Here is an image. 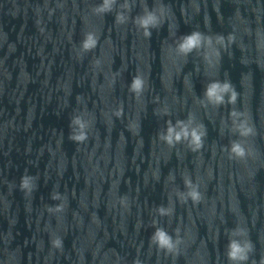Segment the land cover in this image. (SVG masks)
Returning <instances> with one entry per match:
<instances>
[{
  "label": "water",
  "instance_id": "1",
  "mask_svg": "<svg viewBox=\"0 0 264 264\" xmlns=\"http://www.w3.org/2000/svg\"><path fill=\"white\" fill-rule=\"evenodd\" d=\"M108 3L0 0V264H264V0Z\"/></svg>",
  "mask_w": 264,
  "mask_h": 264
},
{
  "label": "clouds",
  "instance_id": "2",
  "mask_svg": "<svg viewBox=\"0 0 264 264\" xmlns=\"http://www.w3.org/2000/svg\"><path fill=\"white\" fill-rule=\"evenodd\" d=\"M109 7V3H108V0H105V5L102 7L101 10H107ZM145 24L147 23V21L144 22ZM95 46V39L93 38L92 35H88L86 37V39L83 41V47L85 49H90L92 47ZM140 80L139 79H134V82H133V88L134 89H138L140 87ZM216 88H217V85H212L210 88H208L207 90V95H209V97H212L215 92H216ZM228 88V85H225L224 86V90L226 91ZM233 102L235 100V94L233 93V96L230 98ZM216 101L217 102H223V97L222 96H216ZM193 137L194 139L199 142V139L200 137L198 135H196L195 132H193ZM77 139H84V136H80V137H77ZM176 139L179 140L180 139V136L179 134H177L176 136ZM232 151L237 153V155H243V149L238 145V144H235L233 145V148H232ZM190 195L192 196L193 200H198L199 199V193L196 192V191H192L190 192ZM157 239H158V242L159 244L164 247V246H167L168 248H171L172 245H171V239L170 237H168L166 234H164L163 232H158L157 233ZM231 252H230V256L233 258V259H245L246 257L243 256V255H239V253H241L242 249L240 247L239 244H237L236 242H233L231 244Z\"/></svg>",
  "mask_w": 264,
  "mask_h": 264
}]
</instances>
